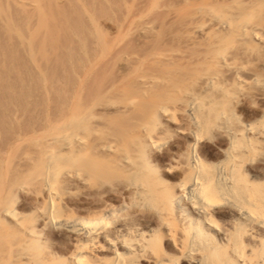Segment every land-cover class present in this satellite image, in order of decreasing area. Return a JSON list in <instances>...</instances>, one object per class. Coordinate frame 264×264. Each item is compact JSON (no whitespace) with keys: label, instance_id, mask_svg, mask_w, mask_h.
I'll use <instances>...</instances> for the list:
<instances>
[{"label":"rangeland","instance_id":"1","mask_svg":"<svg viewBox=\"0 0 264 264\" xmlns=\"http://www.w3.org/2000/svg\"><path fill=\"white\" fill-rule=\"evenodd\" d=\"M41 1L42 7L46 6L43 7L45 11L41 15L30 13L26 7L22 9L23 7L5 3V0L0 1L2 5L6 4L10 14L13 13L6 14L8 23L19 27V32L25 39L23 42L15 34L8 33L7 31L12 32L11 26L3 25V28L0 25V38L4 37V40H0H7L4 43H8L0 41V187L2 185L3 188H9L8 194L15 197L16 211L24 214L26 220L36 219V210L41 206L45 194L37 185V179L31 177L41 165L39 158L46 145V130L54 123L74 125L85 136L82 154H77L78 158L74 156L72 160V165L83 169L76 175L69 168L70 170H63L64 175L58 177L57 192L59 191V201H62L58 202V208L67 217H97L102 204L125 203L128 200V195L121 194L122 199L117 196L119 194L114 193L126 183L125 167L111 164L108 161L110 159H105L118 160L117 156L121 158V155L135 145L132 142L131 146L130 136L137 133L140 121L158 105L163 104L168 109L175 110L177 123L166 121L165 116L159 118L171 130L161 134V147L155 152V157L169 154L175 146H179L180 151L184 150L182 157L187 154L186 136L182 132L185 131V118L177 107L180 106L179 99L182 95L186 98L190 93L200 97L199 93L204 90L200 87L203 73L214 71L216 86L230 82L234 78L231 76H240L244 80L240 82L241 89L237 90L240 91L239 100L232 108L230 124L261 119L264 100L259 95L258 86L251 84L253 79H264V3L258 12H253L255 26L263 42H231L223 51L225 62L218 64L216 68L207 69L204 61L209 55L210 42L213 38H220L222 34V30L217 29L216 21L209 15L231 14L235 2L237 7L244 9L254 0H79L81 3L77 0ZM51 10L56 13H51ZM0 20L1 23L2 19ZM9 34L15 39L13 42L12 38L9 39ZM40 34L43 37H39ZM28 42L29 45L26 44ZM19 52L20 57L17 55ZM70 101L73 106H69ZM262 128L264 130V123ZM210 138H215L214 132L210 134ZM122 141L127 146L125 151L119 147ZM102 142L110 143L113 148L105 152L100 150ZM207 142L209 144L206 141L203 142L204 145L199 144V153L217 158L219 153L216 155L215 148H211L214 147V141ZM261 143L256 162L252 164L259 168L264 167V136ZM96 157L106 165L109 162L110 166L95 168L90 178H87L88 173L85 171L90 169L89 159ZM17 184L19 188H15ZM140 211L131 213L137 217L136 222H142L150 216L147 211ZM37 218L36 227L39 229L42 226L40 239L44 242V247L36 260H31L28 264H56L72 251V235L63 227L52 228L49 224L45 225V222H41V216ZM117 223L114 224L118 225ZM262 252L264 255V242ZM105 255L107 256L106 249L97 250L89 260L92 264H100L99 258Z\"/></svg>","mask_w":264,"mask_h":264},{"label":"bare ground","instance_id":"2","mask_svg":"<svg viewBox=\"0 0 264 264\" xmlns=\"http://www.w3.org/2000/svg\"><path fill=\"white\" fill-rule=\"evenodd\" d=\"M77 1L79 2V0ZM5 3H11L19 8L23 7L22 9L26 7L34 15H41L45 11L43 9L45 5L42 7L41 0H5ZM262 3H264V0H254L246 8L241 9L237 7L235 2L234 7H230L232 8L231 14L217 13L209 15L216 21L217 29H221L222 34L220 38H213L210 42L209 55L204 61L207 69L225 62L223 51L226 49L225 47L231 45V42L246 44L252 43L253 40L258 42L262 40L255 26L256 19L253 17V12H258ZM5 5L0 2L1 27L3 25L6 27L11 26V23H8L9 21L5 17L6 14H10ZM75 6L78 8L79 5ZM82 6L81 8H83ZM53 12L56 13V11ZM53 12L51 10V13ZM85 12L84 14H86ZM10 15H13V13ZM11 27L12 32H7L12 33V35L15 34L19 40L25 42L19 32V27ZM47 29L49 30V27ZM58 34H60V31H58ZM12 35L9 39L12 38ZM42 35L40 34L39 37ZM1 37L4 40V37ZM36 38L38 39V36ZM3 40L0 41L2 43L7 42V40L4 42ZM13 40L15 39L12 38L11 41L13 42ZM29 40L31 39L29 38ZM14 42L16 44V41ZM26 44L29 45V42ZM30 44L32 45V43ZM19 54L20 52L17 54L20 57ZM34 68H31L33 73L35 72ZM214 75V71L212 73L209 71L201 76L200 87L204 90L201 91V94L199 93L200 97L188 93L187 97L185 96L189 98L188 100L183 95L179 99L180 106L177 108L181 116L185 118V127H183L185 131H182L186 136L185 143L187 142V154H184L185 156L182 157L184 150L180 151L179 146H175L174 150L169 146L172 148L169 154H166V152V155L159 158L155 157V152L161 147V134L171 130L161 123L159 118L165 116L166 121L177 123L176 111L170 110L167 108L168 106L162 104L152 109L140 121L137 133L131 135L129 140L131 146L132 142L135 145L130 147L126 154L121 155V158L117 156L118 160L105 159L106 161L110 159L108 161L111 164L125 167L124 179L126 183L114 193L119 194L117 195L119 198L121 194H126L128 200L125 203L117 202L118 204L103 202L104 204H102L100 214L98 213L97 217H67L66 213L58 208V202H62L59 201V191L57 192L58 177L64 173L63 170L71 169L74 174L78 175V172L83 169L72 165V160L74 156L78 158L82 154L85 142L84 132L73 127L74 125L65 126L62 122L54 123L46 130L47 132L45 131L47 134L45 138L46 145L44 143L45 148L40 153L39 158L41 165L36 168L35 173L32 172L34 174L31 177L37 179V185L45 193L43 200L41 199V206L39 205L40 207L36 210L38 211L36 216H41V222H45V225L49 224L52 228L63 227L72 235V251L69 255H65L66 257H62L56 264H92L89 257L94 256L95 251H104V249L107 250V256L99 258L100 264H264L262 252L264 242V170L262 171V168L264 167L259 168L252 165L256 162L257 153L261 149V141L264 136L262 128L264 108L261 111V119L258 121L246 120L237 125L230 124L229 119L232 115V108L239 100L238 93L240 91L237 90L241 89L240 82L244 80L239 78L240 76H231L234 78L230 82L225 85L219 83L216 86ZM11 76L13 77L12 74ZM51 85L54 84L51 82ZM251 85L258 86L259 95L264 100V79H253ZM201 89L197 88L199 91ZM71 101L73 102V100ZM67 114L69 116L70 112ZM64 120H66V117ZM212 132L215 134L214 139L210 138ZM205 141L208 144L207 141H214V147L211 148H215L216 155L219 153L217 158L199 153L198 146L200 143H205ZM124 142L122 141L119 145L123 151L127 147ZM100 147V150L103 149L104 152L113 148L108 142H102ZM99 159L98 157L92 160L89 159L90 169L85 171L89 174L86 175L87 178H90L95 168L106 165ZM105 160L103 161L106 162ZM106 163L110 166L109 162ZM18 185L15 188H19ZM8 189V187H2L0 190V264H28L31 260L35 261L43 250L44 242L40 239L42 226L37 229V217L33 221H29L25 219L24 214H20L17 212L18 210L16 211L17 208L14 206L15 197L13 194H8ZM139 210L147 211L150 216L142 222H136L137 217L131 213ZM117 222H121V224ZM44 251L46 253V250Z\"/></svg>","mask_w":264,"mask_h":264}]
</instances>
